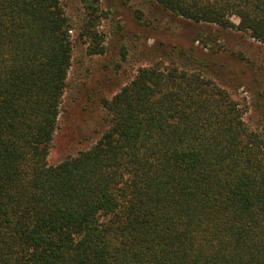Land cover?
I'll return each mask as SVG.
<instances>
[{
  "label": "trees",
  "instance_id": "1",
  "mask_svg": "<svg viewBox=\"0 0 264 264\" xmlns=\"http://www.w3.org/2000/svg\"><path fill=\"white\" fill-rule=\"evenodd\" d=\"M155 1L264 43V0ZM71 30L62 0H0V264H264V136L198 68H140L50 161Z\"/></svg>",
  "mask_w": 264,
  "mask_h": 264
},
{
  "label": "rangeland",
  "instance_id": "2",
  "mask_svg": "<svg viewBox=\"0 0 264 264\" xmlns=\"http://www.w3.org/2000/svg\"><path fill=\"white\" fill-rule=\"evenodd\" d=\"M62 1L72 25L74 54L51 162L96 142L107 127L104 99L112 98L140 68L172 61L198 68L226 87L240 102L250 128L264 136V43L249 32L195 22L155 0Z\"/></svg>",
  "mask_w": 264,
  "mask_h": 264
}]
</instances>
